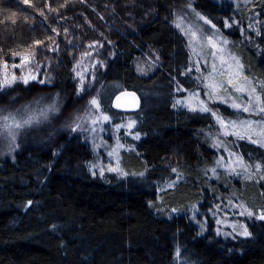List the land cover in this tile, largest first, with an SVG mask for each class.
<instances>
[{
  "label": "trees",
  "instance_id": "1",
  "mask_svg": "<svg viewBox=\"0 0 264 264\" xmlns=\"http://www.w3.org/2000/svg\"><path fill=\"white\" fill-rule=\"evenodd\" d=\"M241 1L234 10L232 3L214 0H139L135 9L128 0H0V65L18 64L21 55L34 51L39 77L51 78L5 89L0 108L14 112L40 97L50 104L57 93L63 103L57 116L38 126L42 131L30 127L16 140L18 147L0 148V264H183L185 258L187 264H264V221L239 214L264 211V181L218 167L221 156L227 165L228 154L200 131L207 133L214 120L173 107L177 81L188 89L196 84L185 72L186 39L172 21L173 12L189 3L231 40L243 71L264 80V0ZM118 8L126 20L113 13ZM13 12L15 24L9 19ZM248 13L258 21L260 36L246 30L239 35ZM233 19L238 23L224 28ZM94 43L102 47L89 48ZM152 49L159 64L138 70L136 59ZM92 50L103 66L96 67L92 89L78 98L74 68ZM124 89L140 96L137 112L112 108L113 96ZM94 95L112 121L95 132L71 131L70 107L82 109ZM218 105L223 116H231L227 105ZM121 115L136 121L131 131L140 138L121 149L120 168L143 177L107 171L105 150L95 149L94 133L104 135ZM231 150L249 164L264 163V148L247 140ZM170 180L175 186L161 192ZM241 223L250 237L217 235V228L231 232Z\"/></svg>",
  "mask_w": 264,
  "mask_h": 264
},
{
  "label": "snow or ice",
  "instance_id": "2",
  "mask_svg": "<svg viewBox=\"0 0 264 264\" xmlns=\"http://www.w3.org/2000/svg\"><path fill=\"white\" fill-rule=\"evenodd\" d=\"M30 0H24L25 4H28ZM188 7L191 8V3H189ZM194 11V9H193ZM43 14V13H41ZM16 13L13 12L9 19H12V23L15 24L14 17ZM196 16L203 20L205 24L211 25L212 34L204 38L201 43V52L195 53L194 55H200L203 58V53L205 48H210L213 51H210L208 54L212 57L213 61L219 59L221 63V70L217 69V64L213 62L211 64V71L208 72L207 76L201 74V76H197V85L199 88L203 83V87L205 89V99L199 98V92L193 91L190 92L188 97H186L183 101L176 100L173 104V107H187L191 112H198L208 114L213 120L214 124L209 126V131L204 133V130H200L202 134L205 135L206 139H212L213 147L222 148L227 155V165H225V157L221 156L217 160L218 167L226 166L232 174L241 175L243 174L246 179H252V175L249 174L248 170L253 169L255 173H259L264 171V163H255L249 164L243 160V157L238 154L237 151H232L231 149L236 147L238 148V141L247 140L252 144H257L260 147L264 148V100H262L260 93H264V80H257L254 84L253 79H250L248 76L243 75L244 66L240 64L239 58L232 56L229 53V57L232 61L231 64L228 65L227 69V78L216 81L214 77L217 75H224L223 65L225 63L224 56L222 53L225 52V48L221 47V45L227 46L230 42L224 38L219 41L214 40L213 37H220L222 33L219 29L216 28L215 24H212L211 20H208L206 17L200 16L199 13H196ZM27 20V17H25ZM238 22L233 19L232 23H228L227 20L224 21V28L233 27V25ZM264 23V22H262ZM176 27L180 28L185 32V35L189 36L190 45L197 38V32L193 31L191 27H183V17H177ZM249 28L253 29L257 36L261 35L260 29L256 28L253 24L248 25ZM55 32L56 30L53 29ZM202 34V29L200 30ZM243 32L244 30L241 29ZM49 39H51L49 37ZM37 45L42 44L43 41L37 40L35 42ZM75 47V45H73ZM31 47V46H30ZM58 47V46H57ZM94 47H102V45H96L95 43L89 45V48ZM52 51H56V48L50 49ZM91 52H86L82 54L83 56H91ZM13 56L21 55L18 52H13ZM35 52H30L29 54L21 55L20 64H13L11 68H19L21 69V75L17 76L15 72L9 71V65L7 62H4L2 65V70H0V93H3L5 89L11 88L17 82L23 83L24 85H28L31 81H37L39 84H47L51 82V78L47 77L45 79H38V76L33 73L32 69L29 67V64L32 60H34ZM101 66H103V61L98 62ZM205 65L207 66L208 61L204 60ZM233 65L235 66V71H232ZM39 66L37 65V68ZM80 67V62H77V65L74 68L76 71V76L79 78V87L76 91V96L78 98H83L82 93L85 90V77L84 74L77 69ZM195 69L197 72H200V60L198 59L195 64ZM26 70V71H25ZM143 71V69H138ZM189 72L192 71L191 68L188 69ZM212 78V82L205 83V81H209ZM90 86V84H89ZM259 88V92L257 89ZM177 92L186 91L182 88V86L177 81ZM246 94V95H245ZM128 95L135 96V93H130ZM119 99V97L117 98ZM12 102H15L16 97L11 98ZM45 98L40 97L37 99H33L28 104L22 105L20 108H17L14 112H6L4 108H0V134H6L9 139L10 146L12 149L18 147L16 145L17 134L26 128H30L33 126H38L49 120L50 116H57L61 108L63 107V103L60 100L59 93L56 94V97L52 99L50 104H45ZM239 101V102H237ZM221 103L228 105V107L235 110V115L237 119H228L223 116L219 112V109L213 110L210 106L211 104ZM101 103L98 97L93 96L90 100H88L87 105L85 106V110L83 115H74L72 117L74 126L69 125L70 130L75 132L78 130L91 131L95 132L97 127L103 122H111V118L104 114L101 110ZM116 107H120L119 104ZM242 113H248L249 117L255 115L261 117L260 120H252V119H239V116ZM90 121V123H88ZM87 124V127L85 126ZM136 121L130 120L127 124L120 125L117 124L114 126L116 131H119L121 127L125 128L126 135H132L134 139L140 138V133H133L131 131L132 128L135 127ZM218 126V128H217ZM212 128H216V131H211ZM229 135L235 137V139L231 142L226 141V137ZM117 143L116 146L112 149L111 152L108 153L109 156H112L119 148H123L125 145L119 142V137L116 138ZM250 159H253L251 155ZM91 167H97V165H92ZM237 168L240 169L237 172ZM106 170L110 172H117L121 176H144V172L139 173H128L123 171L119 167V161L117 160L116 166H112L111 164L106 166ZM105 171L104 167L100 168V174L103 175ZM213 173H215L216 169H212ZM173 173H177V178L179 179L182 174L177 171L176 168L172 169ZM95 174V173H94ZM259 180L264 181V175L259 176ZM176 180H170L165 182L163 186L160 187V191L164 192L166 189H170L175 186ZM32 201H29L30 205ZM150 206H154L150 202ZM219 207V206H217ZM172 212H177L178 209L173 208ZM241 216H247L249 218H255L260 221H264V211H261L258 215H256L252 210L246 209L243 212L239 213ZM201 227V235L204 231L203 222L198 221ZM218 224H223V221L217 220ZM55 227V226H53ZM231 232H224L221 228H217V235H224L226 237L231 236L233 239L238 237H250L252 233L248 231V228L245 224L232 225ZM239 228V231L237 230ZM175 259L177 261L181 260L180 257V248L177 247ZM183 264H187V259L185 258Z\"/></svg>",
  "mask_w": 264,
  "mask_h": 264
},
{
  "label": "rangeland",
  "instance_id": "3",
  "mask_svg": "<svg viewBox=\"0 0 264 264\" xmlns=\"http://www.w3.org/2000/svg\"><path fill=\"white\" fill-rule=\"evenodd\" d=\"M128 1L130 2V4H128V6L131 7L132 9L133 8L135 9V7L137 6L139 0H132V1L128 0ZM190 1H192V0H190ZM214 1L219 2V3H221V2L232 3L233 4L232 7L234 8V10H237L238 8L241 7L240 5H242V1L241 0H214ZM117 10H118V12H116L114 10L113 13H116V15H118L117 16L118 20L121 21V18L126 20V16H128V14H126L125 10L124 9L121 10V8H118ZM196 13H198V12L193 11L192 8L187 6L184 11L180 10V9L175 10L173 12V17H172V21H173V24H174L175 27H176V23H177V17H183V27H185V28L191 27V29L193 31L197 32V38L190 45L189 36L185 35L184 31H182L180 28L176 27V29L179 32H181L183 34V36L185 37L186 42H187L188 51H189V63H188V67H187L185 72H187V74H189V75H192L195 78V80H196V77L197 76H201V74H203L204 76H207L208 72L211 71V64L213 62H215L217 64V69L221 70L220 60L217 59V60L213 61L212 57L208 54L210 51H213L212 49L205 48L204 49V53H203V58H201L200 55H194V52L195 53H200L201 52V43L203 42L204 38H206L207 36L211 35L212 31H213L211 29V25L205 24L203 20H200L196 16ZM120 16H121V18H119ZM200 16H203V15L200 14ZM203 17H205V16H203ZM249 17H252L251 13H248V17L245 18V22H246L245 23L246 24L245 27L240 25V30H239V35L240 36H242L241 35L242 34L241 29L246 30L247 34L249 32L251 34H254V35L256 34L253 29L248 27V25L249 24H253L256 28H258V21L254 17H252L251 19H248ZM252 19H254V20H252ZM128 28H130V27L128 26ZM201 29L203 30L202 34H201V31H200ZM225 36L226 35L222 33V36H220V37L214 36L213 39L219 41L220 39L226 38ZM226 39L229 42H231L230 39H228V38H226ZM221 47L225 48V52L222 53V55L224 56V59H225V63L223 65L224 75L215 76L214 80H216V81H220V80H223V79L227 78L228 65L232 63V61H231V59H230L228 54L231 53L232 56L237 57V55L235 54V52L231 48V43H229L227 46L221 45ZM91 53L92 54H91L90 57L82 55L80 57V59L78 60L80 62V67L77 70L84 74V77H85V90H91L92 89L91 87H89V84L94 82V80L96 78V76H95L96 67L99 64L98 63L99 61L94 57L95 50H92ZM142 56H144V57L143 58L139 57V58L136 59V64H137V66L140 69L142 68L143 71L151 70V68H153L155 65L159 64L158 53H157V51L155 49L149 50L146 54H144ZM198 59L200 60V72H197L196 69H195V64H196V61ZM205 59L208 61L207 66L204 63ZM18 64H20V62ZM76 65H77V63H76ZM29 67L32 69L33 73L38 76V79H41L39 77L40 76L39 67L37 68V64H35V62L33 60L30 62ZM189 68L192 69L191 72L188 71ZM0 70H2V65H0ZM9 71L10 72H15V74L17 76L21 75V69L16 68V70H15L14 68H11V65H9ZM232 71H235V66L234 65H233ZM74 74L76 76V71H74ZM243 75L244 76H248L250 79H253L249 75H247L244 71H243ZM76 78H77V76H76ZM42 79H45V78H42ZM77 80H78L77 84H78V87H79V83H80L79 82V78H77ZM210 82H212V78H210L209 81H205V83H210ZM253 82L255 84L256 80L253 79ZM196 85H197V80H196V84H195V86L193 88L188 89V88H185L184 86H182V88L185 89L186 91H183V92H177L176 91L177 92V96H175L174 102L176 100H182L183 101L186 97H188L189 93L193 92V91H198L199 92V98L200 99H205V89L203 87V83L200 85L199 88H197ZM257 91L259 92V88L257 89ZM260 95H261L262 100H264V93H260ZM237 102H239V101H237ZM218 104H221V103L217 102L215 104H211L210 106L213 108V110H216V109H219V105ZM70 108H71L70 112H67L71 116V119H70V121L68 123L71 126H74L72 117L74 115H83L84 110H85V106L82 107V109H79V110H78L77 107H74V106H71ZM176 108L177 109H188L187 107H183V106L176 107ZM228 108L231 111V114H230L231 116L230 117L226 116V117L228 119H237V116L235 115V110L230 108V107H228ZM100 111L104 112L105 115L109 116L111 118V121H112L111 113L107 109L105 110L104 108H101ZM51 117L52 116H50V118ZM53 117H55V116H53ZM114 118H116V120L118 121L117 124H120V125L127 124L130 120H133L131 117H129L127 115L115 116ZM239 119L260 120L261 117L255 116V115L249 117L248 113H242L239 116ZM46 122H44V123H42L40 125H45V124H47ZM88 123H90V121ZM104 123L109 124V122H103L100 125L103 126ZM38 126H33L32 128H34L36 130H41V128H39ZM85 126L87 127V124ZM114 126L110 130L106 131L104 135H102L101 131H97V133H94L95 134L94 135V140H95L94 146H95L96 150L98 148H101V149L105 150L106 155H105L104 158L106 159V164L107 165L111 164L112 166H116V163H117V160H118L119 161V167H120L121 149L122 148H119L112 156H109L108 153L111 152L112 149L116 146V143H117V139L116 138L117 137L120 138L119 142L121 144L125 145L126 143H128V140H130V138H133V136L132 135H126L125 128H123V127H121L119 129V131H116ZM27 129H30V128H26V129L21 130L17 134L16 140L20 139L23 136V132L27 131ZM215 131H216V128L213 130V132H215ZM230 137L233 138V140L235 139V137L229 135L228 137L225 138L226 141H228V142L233 141V140L230 139ZM31 142L32 143H36V140L31 141ZM10 147L11 146H10L9 139L7 138V135L6 134H0V148L8 149ZM100 163H101V161L97 159V164L100 165ZM252 164H255V163H252ZM250 172H251L252 176H254V177L258 178V179H259L260 175H264V171H261L259 173H255L253 169H250ZM171 213H173L175 215L178 214V212H171ZM224 223H233V222L229 221V220H226Z\"/></svg>",
  "mask_w": 264,
  "mask_h": 264
},
{
  "label": "water",
  "instance_id": "4",
  "mask_svg": "<svg viewBox=\"0 0 264 264\" xmlns=\"http://www.w3.org/2000/svg\"><path fill=\"white\" fill-rule=\"evenodd\" d=\"M130 93H135V96L128 95ZM119 97V99H117ZM119 104L120 107H116ZM141 105V99L138 93L131 89H124L117 92L111 101V106L113 109L119 112L133 113L137 112Z\"/></svg>",
  "mask_w": 264,
  "mask_h": 264
}]
</instances>
